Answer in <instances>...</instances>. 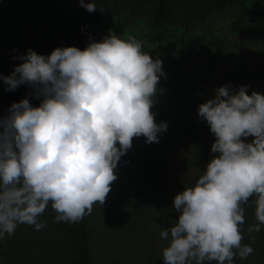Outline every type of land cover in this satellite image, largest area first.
Here are the masks:
<instances>
[{
	"label": "clouds",
	"instance_id": "clouds-1",
	"mask_svg": "<svg viewBox=\"0 0 264 264\" xmlns=\"http://www.w3.org/2000/svg\"><path fill=\"white\" fill-rule=\"evenodd\" d=\"M79 3L97 11L94 2ZM89 41L84 50L56 48L48 56L29 49L13 57L21 63L10 75H0L5 91L31 89L0 117V240L20 225L47 227L41 216L49 205L57 222H79L105 203L133 138L159 143L167 130L151 111L166 75L161 59L135 36L113 30ZM248 87L222 86L198 107L215 137L214 156L194 186L173 199L178 219L160 231L169 241L163 264H234L254 251L242 240L253 197L257 223L247 231L264 225V94L249 95Z\"/></svg>",
	"mask_w": 264,
	"mask_h": 264
},
{
	"label": "trees",
	"instance_id": "trees-1",
	"mask_svg": "<svg viewBox=\"0 0 264 264\" xmlns=\"http://www.w3.org/2000/svg\"><path fill=\"white\" fill-rule=\"evenodd\" d=\"M251 1L85 0L97 7V11L89 13L79 0H0V75H10L21 63L13 57L25 55L29 49L44 56L56 48L84 50L89 37L100 42L110 30L123 38L134 16L146 20L152 30L148 38L157 42L165 38L193 39L189 34L192 28L235 7L239 10L233 27L241 30L239 23ZM256 75L264 77V72ZM4 89L0 81V117L6 116L10 106L31 91L23 85L11 92ZM28 98L34 107L41 102ZM151 111L156 113L157 124L163 122L155 105ZM196 124L188 120L172 126L174 139L169 140L191 136ZM139 142H146V138H133V146ZM133 146L118 163L119 175L111 190L120 197L114 212L104 216L102 230L94 224L91 214L77 223L57 222L56 212L49 205L41 216L47 227L37 231L33 226L20 225L13 236L0 240V264H159L163 261L162 250L169 241L160 238V231L170 228L178 213L168 207L165 215L152 214L149 202L156 196L167 160ZM194 184L187 181L179 193ZM252 200L254 197L245 205L242 244L250 245L254 251L245 260L237 256L234 264H264V225L258 233L247 231L257 223Z\"/></svg>",
	"mask_w": 264,
	"mask_h": 264
},
{
	"label": "rangeland",
	"instance_id": "rangeland-1",
	"mask_svg": "<svg viewBox=\"0 0 264 264\" xmlns=\"http://www.w3.org/2000/svg\"><path fill=\"white\" fill-rule=\"evenodd\" d=\"M238 10V7L227 9L207 23L196 25L189 32L195 42L172 38L161 42L149 40L148 33L152 34V30L145 19L137 16L132 17V24L125 31L123 38L135 36L142 42L145 53L161 59L166 74L157 86L154 105L167 123V130L159 133V143L139 142L133 146L167 160L156 196L149 202L152 214L165 215V209L173 207V199L182 186L187 181L196 182L214 156L211 146L215 137L207 123L198 118L199 105L213 99L217 89L229 84L234 90L249 86V95L253 91L264 94V77L256 75L264 72V0L249 3L239 23L241 30L233 27ZM188 120L197 123L192 135L178 136L171 142L170 128ZM116 174L118 177V167ZM118 197L111 190L103 205H93L91 219L100 230L104 228V216H110L118 205Z\"/></svg>",
	"mask_w": 264,
	"mask_h": 264
}]
</instances>
